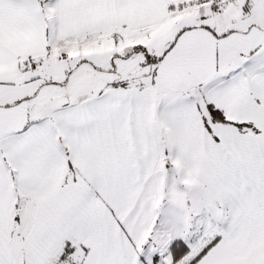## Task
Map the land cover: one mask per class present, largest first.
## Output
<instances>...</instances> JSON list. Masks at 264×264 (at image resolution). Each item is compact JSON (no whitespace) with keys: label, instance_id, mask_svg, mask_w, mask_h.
Masks as SVG:
<instances>
[{"label":"snow or ice","instance_id":"1","mask_svg":"<svg viewBox=\"0 0 264 264\" xmlns=\"http://www.w3.org/2000/svg\"><path fill=\"white\" fill-rule=\"evenodd\" d=\"M0 264H264V0H0Z\"/></svg>","mask_w":264,"mask_h":264}]
</instances>
